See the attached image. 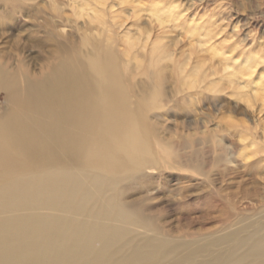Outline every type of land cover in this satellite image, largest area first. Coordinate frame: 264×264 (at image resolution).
Returning <instances> with one entry per match:
<instances>
[{
	"label": "rangeland",
	"instance_id": "1",
	"mask_svg": "<svg viewBox=\"0 0 264 264\" xmlns=\"http://www.w3.org/2000/svg\"><path fill=\"white\" fill-rule=\"evenodd\" d=\"M106 46L119 59L131 102L148 116L149 166L163 172L149 181L156 190L147 202L139 201L135 185L124 200L145 205V213L179 241L260 220L264 0H0V70L8 75L40 81L65 55L74 53L82 64ZM248 56L250 69L242 66ZM7 96L0 89V111ZM158 141L171 157L159 153ZM225 166L235 172L220 177ZM197 169L212 177L219 193L209 195L210 182L200 186L204 176Z\"/></svg>",
	"mask_w": 264,
	"mask_h": 264
},
{
	"label": "bare ground",
	"instance_id": "2",
	"mask_svg": "<svg viewBox=\"0 0 264 264\" xmlns=\"http://www.w3.org/2000/svg\"><path fill=\"white\" fill-rule=\"evenodd\" d=\"M87 57L81 64L65 55L40 81L0 70L8 95L0 111V264H264V215L221 235L179 241L145 205L124 200L135 185L144 203L156 190L149 181L163 172L149 166L148 116L131 102L116 53L98 47ZM243 61L246 69L254 64ZM215 145L224 148L222 139ZM156 147L171 157L159 141ZM224 169L220 177L235 172ZM201 172L200 186L210 182L209 195L219 193Z\"/></svg>",
	"mask_w": 264,
	"mask_h": 264
}]
</instances>
